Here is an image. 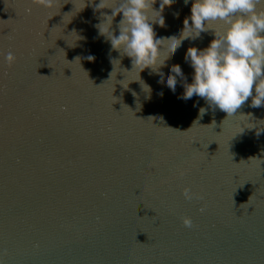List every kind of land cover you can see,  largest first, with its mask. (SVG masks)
Returning a JSON list of instances; mask_svg holds the SVG:
<instances>
[{
  "label": "water",
  "instance_id": "95a60500",
  "mask_svg": "<svg viewBox=\"0 0 264 264\" xmlns=\"http://www.w3.org/2000/svg\"><path fill=\"white\" fill-rule=\"evenodd\" d=\"M191 2L165 6L158 38L179 36ZM98 3L0 0V264H264V106L228 116L181 99L180 77L167 87L174 64L191 82L186 49L212 30L159 72L132 69Z\"/></svg>",
  "mask_w": 264,
  "mask_h": 264
},
{
  "label": "clouds",
  "instance_id": "9594fccd",
  "mask_svg": "<svg viewBox=\"0 0 264 264\" xmlns=\"http://www.w3.org/2000/svg\"><path fill=\"white\" fill-rule=\"evenodd\" d=\"M57 2L32 0V3L46 8ZM113 2L114 7L106 0H99L96 4L97 10L111 9L110 15L102 13L103 19L96 27L110 41L111 49L130 58L132 69H139V73L146 68L159 72L165 61L181 47L183 40L195 39L212 30L214 38L207 47L189 46L186 49L185 60L193 69L191 82L184 78L181 67L174 64L166 79L167 87L175 92L177 77H180L184 88L181 99L199 96L209 107L218 108L228 116L235 115L249 98L252 107L264 106V6H261L264 0H192L190 14L184 18L179 36L161 38L157 37L153 25L165 26L162 12L175 0H160L158 9L153 7L156 0ZM184 3L187 5L188 0ZM117 15L121 17L116 25L118 35L113 30ZM212 22L219 23L220 29L212 28ZM162 50L167 54L162 56ZM5 59L11 64L15 56L8 52ZM160 75L163 79V73ZM206 112L207 109L200 108L201 117ZM182 194L186 200L195 196L189 187L183 188ZM205 210L203 206L199 209L201 213ZM181 221L186 228L193 227L191 217L183 216Z\"/></svg>",
  "mask_w": 264,
  "mask_h": 264
}]
</instances>
